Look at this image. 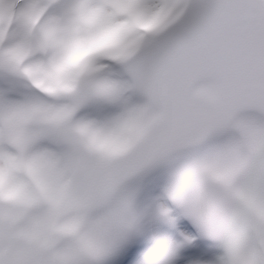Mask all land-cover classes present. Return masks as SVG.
<instances>
[{
  "label": "snow or ice",
  "instance_id": "6c2138e0",
  "mask_svg": "<svg viewBox=\"0 0 264 264\" xmlns=\"http://www.w3.org/2000/svg\"><path fill=\"white\" fill-rule=\"evenodd\" d=\"M0 264H264V0H0Z\"/></svg>",
  "mask_w": 264,
  "mask_h": 264
}]
</instances>
